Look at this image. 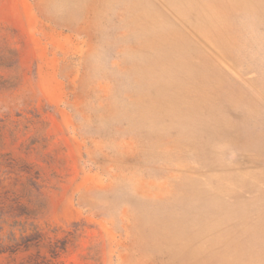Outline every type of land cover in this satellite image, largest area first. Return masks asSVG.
<instances>
[{
    "label": "rangeland",
    "instance_id": "1",
    "mask_svg": "<svg viewBox=\"0 0 264 264\" xmlns=\"http://www.w3.org/2000/svg\"><path fill=\"white\" fill-rule=\"evenodd\" d=\"M4 46L0 153L38 172L41 253L264 264V0H0Z\"/></svg>",
    "mask_w": 264,
    "mask_h": 264
},
{
    "label": "trees",
    "instance_id": "2",
    "mask_svg": "<svg viewBox=\"0 0 264 264\" xmlns=\"http://www.w3.org/2000/svg\"><path fill=\"white\" fill-rule=\"evenodd\" d=\"M16 59V49L4 46L0 53V67L10 69L14 66ZM7 85L6 80L0 81V88ZM1 141L0 133V145ZM22 174H24V181L17 188L16 182ZM3 175L12 180L10 186L3 184ZM37 179L38 172L31 171L28 163H18L9 153H0V223L6 222L4 217H8L13 219L14 225L20 226L18 236L10 231L9 243H0V256H4L5 264H55L54 259L58 257L60 251L65 249L66 241L56 239L46 243L49 257L40 252L44 244V236L28 222L43 209V199ZM22 199H25L32 207H28ZM27 230L30 231L27 232ZM33 248L35 252H32Z\"/></svg>",
    "mask_w": 264,
    "mask_h": 264
}]
</instances>
